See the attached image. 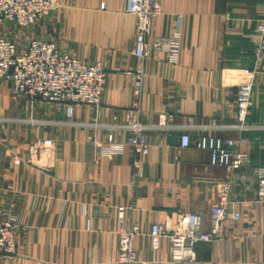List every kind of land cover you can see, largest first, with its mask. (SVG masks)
<instances>
[{"label": "crops", "instance_id": "0c3cea01", "mask_svg": "<svg viewBox=\"0 0 264 264\" xmlns=\"http://www.w3.org/2000/svg\"><path fill=\"white\" fill-rule=\"evenodd\" d=\"M126 1L59 0V11L30 32L82 61L102 62L107 78L98 108L77 105L69 115L64 105L15 95L0 81V213L13 217L17 243L16 255H0V264H112L118 231L131 224L141 230L134 243L141 259L264 264V203L256 201V169L264 166V62L255 64L250 41L264 0H162L153 36L168 34L175 14L183 15L175 66L155 50L142 60L134 55L136 17L125 11ZM16 28L5 25L0 33L17 41L27 31ZM140 67L146 74L140 120L148 126L150 152L135 169L127 132L112 126L125 122ZM246 67L256 69L251 127L239 131L228 125L237 113V74ZM163 113L173 115L167 128L156 126ZM182 132L192 140L185 149ZM206 133L245 137L239 149L248 161L237 170L213 166L195 146ZM96 139L102 143L94 153ZM223 180L230 181L240 219L226 221L222 237L197 243L196 262L172 261L165 239L154 251L153 223L170 225L197 212L202 230H211L216 184Z\"/></svg>", "mask_w": 264, "mask_h": 264}, {"label": "built area", "instance_id": "2783aa9c", "mask_svg": "<svg viewBox=\"0 0 264 264\" xmlns=\"http://www.w3.org/2000/svg\"><path fill=\"white\" fill-rule=\"evenodd\" d=\"M162 0H127L126 12L136 17L135 46L133 53L139 59L150 55L151 50L162 52L166 63L178 65L182 54L183 15L175 14L171 31L166 35H152L153 21L162 14ZM59 0H0V30L5 25H15L26 29L35 27L59 11ZM105 8V3L102 4ZM251 52L255 64L264 62V17L257 20L256 31L250 35ZM245 52V51H244ZM254 68H243L237 74L236 117L235 123L228 125L239 131L251 126L247 116L252 106V90L255 80ZM146 74L140 67L134 82V101L126 112L125 122L112 127L118 132L126 131L125 143L132 149L133 166L139 169L144 157L150 152L146 133L147 125L140 120V96ZM106 71L100 61L85 62L63 50L55 41L31 36L24 45L0 33V81L9 84L12 93L40 99L45 102L64 105L69 115L77 105H91L98 108L102 101L106 85ZM173 115L161 114L160 128L171 125ZM193 123V118L190 120ZM107 140L114 141L110 133ZM241 136L238 139L226 138L212 133L201 134L195 140L196 148L209 154L213 166L240 169L248 161L249 154L241 151L239 145L246 142ZM45 143H51L47 139ZM102 142L96 139L93 143L95 153ZM188 132L180 134V147L191 146ZM92 152V154H93ZM256 201L264 203V166L256 169ZM217 201L210 210L211 230L203 231L202 217L197 212L183 213L175 223H153L149 231L151 246L157 251L163 239L168 243L169 258L172 261L196 262L195 245L202 241H213L222 237L225 222L239 220L241 217L238 201L231 199V184L223 180L216 184ZM126 208H118L121 216ZM13 217L0 213V255L11 260L17 253ZM141 234L139 225H126L118 231L117 256L112 264H160L157 259H141L134 243Z\"/></svg>", "mask_w": 264, "mask_h": 264}, {"label": "rangeland", "instance_id": "374dc122", "mask_svg": "<svg viewBox=\"0 0 264 264\" xmlns=\"http://www.w3.org/2000/svg\"><path fill=\"white\" fill-rule=\"evenodd\" d=\"M36 27V26H35ZM35 27L33 28V27H28V28H26V29H23V28H19V27H17L16 29L17 30H21V31H27L26 33H22V36L19 38V40H17L18 42H21L20 44L21 45H24L25 43H26V40H27V38L28 37H30L31 36V34H30V32H31V30L32 29H35ZM37 28V27H36ZM34 31V30H33Z\"/></svg>", "mask_w": 264, "mask_h": 264}]
</instances>
